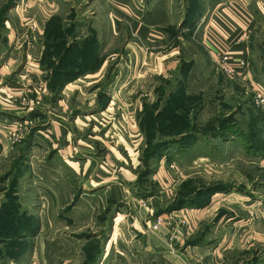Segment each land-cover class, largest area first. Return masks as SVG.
<instances>
[{"label":"crops","instance_id":"crops-1","mask_svg":"<svg viewBox=\"0 0 264 264\" xmlns=\"http://www.w3.org/2000/svg\"><path fill=\"white\" fill-rule=\"evenodd\" d=\"M78 1L79 4L85 6L83 10L78 11L82 12L84 16H86L85 14L89 15L86 27L90 33L85 35L79 44L74 43L79 45L77 47L72 46L71 40L68 38V45L65 49L67 54L60 57L63 52L59 48L53 47L51 49L49 47L51 41L48 31L57 19L61 20L62 18V21L65 22L70 20L72 16L70 15V18L67 19L66 16L77 10L76 0H0V24L12 33L10 37L8 35V40L10 39V43L13 44L8 55V65H3L0 68V77L6 78L3 88L11 92L17 90V84L26 71V67H24L18 75L8 76L10 62L13 64L18 59L20 46L25 42L26 39L24 38L27 37L25 33L30 28L35 30V33L27 37L28 44L22 50L29 57L35 59V70L38 75H47L51 69L59 67H62V71L75 75L72 80L61 86V98L58 100V105L63 103V110H65V100L67 101L65 96L68 97L66 92H75L76 96L82 95L83 100L86 102L88 100L87 104L90 107H96L85 116L86 121L78 120L77 117L65 118L59 115L60 110L58 114L52 112L53 115L55 114L54 117L47 121V128L50 129L49 135L46 139L38 137L32 141L29 160L31 176L35 182L39 183L38 185L43 191L51 195L50 201L53 203L55 211H59L64 205L71 202L76 184L81 189V193L73 205L70 218L86 224L92 217L94 207L98 202L94 193L101 188L103 192L108 193V197L113 202L122 203L117 209L119 213L124 214V218L117 228V232L118 229L121 230L120 237L117 232L116 235L124 242V247H121L124 260H128L130 250L133 248L130 247V244H134L133 246H138V254L134 255L133 259L135 261V257H137L140 264H192L191 259H195L196 256L199 258L202 255L228 257L230 261L232 260L230 257L235 252L247 251L253 247L264 254V230L253 231L248 217L249 212L252 211L250 196L248 194L236 195V191L231 190L233 186L230 183H228L230 189L226 190L224 197L212 194L208 201L202 205L200 201H191L187 206L176 210L164 209L167 212L160 215L165 218V222L159 227L157 233L149 231V227L159 213L153 215L152 210H150L149 213H146L147 217L144 221L139 222V225L135 223L136 220H132L131 216L128 215L127 218V213L123 209L127 211V205L130 203L134 205L131 194L136 188L130 185V181L136 178L138 173L135 169L139 165L138 148L143 135L139 124L140 118L138 117L136 120L133 113L120 115L112 121L111 127L105 132L100 130L104 125L111 122L107 114H113L114 110L112 91L121 95V99L126 103L127 108L128 105L135 106L136 112L137 110L138 112L142 111L144 118L145 106L149 102L156 101L159 87L157 80L151 84L147 79L150 74H154L157 72L156 69L162 66L158 73L164 76L175 75V81L177 80L175 86L168 92L163 106L165 109L171 108L172 113L176 115H184L187 122H189L191 114H194L193 130L188 133L193 135L194 132L200 131L198 130V125H200L198 122L205 121V114L210 108L213 115L206 121V124L212 126V135H216L221 140L228 139L240 145L244 148L245 154L253 156L257 160L255 162L257 166L264 171V145L263 147L256 145L255 139L258 138L253 131V125L249 124L247 130H242L239 126L240 123L236 120L234 110L236 106L239 108L240 103L237 102L235 106L229 108L227 113L221 112L219 108H225V103L217 98L220 97V83H215L216 79L214 78L209 82L202 79L203 75L208 77L214 71L223 76L224 73L212 55L215 45H221L232 56L237 74L242 77L238 80L247 91L249 89L247 84L250 81L254 84L261 83L259 78L258 80L253 79V76L258 77L257 73L261 74V69L256 71L251 46L253 34H257L259 31L263 33L264 30V14L257 7L259 0H201V4L194 14L189 12V9H185L182 0H178V2L175 0L174 3L173 0H153L150 5L151 9L146 10L147 14L142 19L136 18L131 12L137 11L142 0ZM117 3L123 6H119ZM175 5L176 7H174ZM182 8L185 9V12ZM176 12L182 14L180 20L177 18L178 21L175 19L178 17ZM246 18L248 20L244 21ZM183 24L185 25L182 26ZM179 25L187 30H189V25L196 28V34L199 38H193L200 39V42L195 40L202 47L200 48L196 43L188 41L187 34L185 35L186 40L181 41L182 38L184 39L182 34L178 33L181 30L176 31L174 29ZM106 26L109 30L108 37H105L107 35ZM98 28L104 29L102 35ZM116 28H127L133 36L137 32L141 39L149 41L153 38L151 35H154L150 33L151 29L166 28V32L168 31L167 33L173 38V41L164 53L161 66L156 64L154 52L147 51L148 47L145 45L128 40L122 44L123 47L120 45L121 51L113 53L116 54V59L114 58L116 72L113 80L109 83L107 92L104 89L106 85L101 80L103 77L105 79L109 76L106 67L109 59L112 58V52H107L111 49L112 43L115 42ZM123 50L127 51L123 52ZM205 57L207 62H205ZM205 65H209L210 68L205 69ZM31 70L33 69L31 68ZM205 85L211 86V89L205 91L203 89ZM145 88L150 90L147 93L148 99L141 100L139 95H132L134 90ZM181 94L188 98L186 103L180 104L181 106L174 105L175 98ZM233 94L237 96L234 91ZM244 103L241 105L243 108L249 107ZM51 109L55 110L54 108ZM214 109L218 113H215ZM255 110L260 112L256 107ZM261 117L263 123L260 124L258 136L260 142L263 139L264 144V118ZM123 122L128 123L125 133L121 135L127 143L122 142L120 138H115V134H113L115 132L113 126ZM88 124L91 125L88 127L89 132H82V129L84 130ZM110 131L112 133L111 140H107L106 136ZM183 134L184 132L178 135ZM2 145L5 147L10 144L7 142ZM123 146L128 151V159L123 154L125 153L122 150ZM50 148L53 149L54 154L48 157ZM179 151L183 152L186 149ZM126 160H130V165L126 163ZM200 162H203V158L196 155L191 164L181 161L179 168H175L174 171L169 167L163 170L161 164L155 174L157 176L164 172L166 176L168 173L173 176L178 172L179 177L182 175L186 177L183 181L198 179L195 183L198 187L200 180L203 181L200 179L202 172L205 171V167L209 166ZM212 172L216 171L213 170ZM243 177L247 181L245 175ZM249 181L247 183L242 181L244 188L249 187L251 184ZM226 201L228 204L233 203L232 207L228 206L225 223L221 221L213 223L215 226L209 230L210 240L209 237H205V241L199 245L184 244L182 240L170 241V234L173 232L172 235L174 236L181 221H185L186 224L180 225L179 228L182 231L186 228V232H184L188 235L196 229L197 223L210 216L215 217L221 202ZM236 202L240 204L238 209ZM38 215L36 217L40 220V227L43 229L45 214L39 212ZM140 225H142V229ZM129 226H134L135 229L130 230L128 229ZM136 233L144 236L134 239L132 243L128 244L127 239L129 240L130 236L132 239ZM253 235L257 237L254 243ZM176 238L181 239L182 237L176 233ZM0 264L23 263L3 258L0 260Z\"/></svg>","mask_w":264,"mask_h":264},{"label":"rangeland","instance_id":"rangeland-1","mask_svg":"<svg viewBox=\"0 0 264 264\" xmlns=\"http://www.w3.org/2000/svg\"><path fill=\"white\" fill-rule=\"evenodd\" d=\"M152 1L142 0L137 11L131 12L136 18L142 19L147 14L146 10L151 9ZM176 1L178 2V0ZM78 2L76 0L75 6L77 10L66 16V19L70 18V15L72 16L68 22L62 21V18L61 20L57 19V21L52 23L51 29L48 31L49 40L51 41L49 47L51 49L53 47L59 48L63 52L61 55L59 53L60 57L67 54L65 49L68 45V38L71 40L70 44L77 47L79 45L74 43L79 44L85 38V35L90 33L86 27L89 15L85 14L86 16H84L82 12L78 11L83 10L85 7ZM188 2L189 0H182L185 9H189V12L194 14L200 6L201 0H191L189 4ZM117 4L123 6L122 4ZM257 7L264 14V0H259ZM185 9H183L184 12ZM176 13L178 17L175 19L178 21V19H181L182 14L180 12ZM238 14L243 18L240 13ZM247 20L246 18L244 21ZM71 26L73 27L71 28ZM182 26L180 27L179 25L174 28L176 31L181 30V32H178L184 37L181 41L184 42L186 40L185 35L187 34L188 41L200 46L197 43V41L200 42V39H198L199 37L196 34V28L189 25V30H187L185 27L182 28ZM165 29H151L150 33L154 35H151L153 38L149 41L141 39L137 32L133 36L127 28H116L117 36L114 38L115 42L112 43L111 49L107 52H112V58L109 59L106 67L108 68L109 76L105 79L103 77L101 80L106 85L104 89H109V83L113 80L116 72L114 66L116 54L113 53L120 52L119 46L123 47L122 44H125L127 40L137 41L148 47L147 51L154 52L153 56H156V64L161 66L164 53L173 41V38L169 36L168 31L166 32ZM98 30L102 32V35L104 29L98 28ZM105 31L107 32L105 37H108L109 30L107 26ZM33 33H35V30L33 31L29 28L25 35L30 37L29 35H33ZM11 34L0 24V68L3 65H8V55L13 47L10 39L8 40ZM76 36L77 41L75 40ZM27 37L24 38L26 40L20 46L21 50L18 59L13 64L10 62L9 66L8 76L18 75L26 67L25 73L20 78L19 84H17V90L12 92L5 90L3 86L6 78L0 77V260L7 258L23 264H140L137 257H135V261L133 259V256L138 254V246H133L134 244L130 243L134 239L144 236L140 234L141 232L133 235L132 239L131 236L129 240L127 239L128 244L131 245L130 247H133L130 250L128 260H124L125 258L121 254V247H124V242L121 241V238H118L121 230L118 229L117 232V228L122 223L124 214L119 213L117 208L122 203L113 202L108 197V193L103 192L101 188L97 189L94 193L98 200L97 205L94 207L92 217L84 224L70 218L73 205L81 193V189L77 187L74 181L75 193L73 199L70 203L64 205L62 209L55 211V207L50 201L51 195L43 191L38 185L39 183L32 179L29 162L32 141L38 137L46 139L49 135L50 129L47 128V121L54 117L55 114L53 115L52 112L58 114L60 110L59 115L65 118L73 119L77 117L78 120L84 121L85 116L92 112L93 109H96V107H90L87 104L88 100L87 102L83 100L82 95L76 96L75 92H66L68 97L65 96L67 98V101L65 100L66 105H64L66 107L65 110H63V103L58 105V100L61 98V86L72 80L75 75L62 71V67L51 69L47 75H38L35 70V59L29 57L22 50L28 44L29 40ZM105 37L103 38L105 39ZM193 37H198L197 39L195 38L197 41ZM252 43L253 63H255L256 71L261 69V74L257 73L258 77L253 76V79L258 80L259 78L261 80L260 84L264 86V30L263 33L259 31V33L253 34ZM215 50H226L228 52L223 46L215 45L212 55L216 61ZM126 51L123 50V52ZM205 59V62H207L206 57ZM204 68L208 69L210 66L205 65ZM159 69L161 70L162 66L156 69L157 72L150 74L148 79L146 77L151 84L157 80L159 87L156 101L154 100L153 103L149 102L145 106L144 118L142 111L138 112L137 110L136 112L135 106L131 107L128 105L127 108L126 103L121 99V95L112 91L114 110L113 114H107L111 122L100 128L101 131L105 132L111 127L112 121L120 115L133 113L136 120L138 117L140 118L139 124L143 135L141 133L142 140L138 148L139 155L137 159L139 160V165L135 169L138 173L136 178L130 181V185L136 188L131 194L134 205L130 203L127 205V211L123 209L127 213V218L128 215L131 216L132 220H136L134 222L139 225V222L144 221L147 217L146 213H149L150 210H152L153 215H158L159 213L158 216H162L160 214L167 212V209L176 210L187 206L191 201H200L201 205L205 204L212 194L224 197L226 190L230 189L228 184L230 183L233 186L231 190L234 189L236 195L248 194L250 196L252 211L249 212L248 217L250 218L252 230L257 232L264 230V171L255 163L257 160L253 156L245 154L244 148L233 141L228 139L221 140L216 135H212V126L206 124V121L213 115L210 112V108L205 114V121L198 122L200 124L198 125V130L200 131L194 132V135L186 143H179L181 136L178 135L179 133H175V130L183 126L179 120L184 115L174 116L171 108L165 109L163 106L168 92L175 86L177 80L175 81V75L164 76L158 73ZM212 78L216 79L215 83L218 82L221 86L219 90L220 97L217 98L222 103H225V108L220 107V111L227 113L231 107L239 102L240 106L239 108L236 106L234 112L236 120L240 123V128L247 130L249 124L253 125V131L258 138L257 140L255 139L256 145L263 147V139L260 142L258 136L259 127L263 123V119L261 113L255 110L256 106L253 103L252 92L249 89L247 91L238 78L234 79L224 74L222 76V74L215 71L208 77L202 76V79L207 82ZM182 83L184 82L182 81ZM147 89L134 90L132 95H139L141 100L148 99L147 93L150 90ZM203 89L208 91L211 86L205 85ZM103 91L105 92V90ZM233 91L236 92L237 96H234ZM187 99L184 94H181L175 98L174 105H183ZM243 103L249 107L243 108L241 106ZM214 112L218 113L215 109ZM142 118L143 124L141 123ZM189 122L187 123L193 130L192 125L195 123L194 114H191ZM90 126L88 124L84 130L82 129V132H89L88 127ZM127 126V122L113 126L115 138H120L124 143L127 142L122 139L121 135L125 133ZM10 127H13L11 130L15 136L21 135V137L12 141L9 140L7 131ZM111 135L110 131L106 136L107 140H111ZM48 141L50 142V140ZM7 142L10 145L5 146L7 147L5 148L2 144ZM173 143H178L179 145ZM192 144L194 145L191 146ZM180 149H186V151L180 152ZM122 150L125 152L123 154L126 159H128V151L125 146H123ZM53 154L54 151L50 148L48 157L53 156ZM196 155H200L203 158V162L200 163L209 165L202 172L200 179L203 181L200 180L198 187L195 184L198 179L183 181L186 177L184 175L179 177L178 172L173 176H170L169 173L166 176L164 172L157 176L155 174L161 164L163 165V170L169 167V169L174 171L175 168H179L181 161L191 164ZM126 163L130 165V160H126ZM213 170L216 172H212ZM243 175H245L247 181H251H249L251 183L249 187L246 186L244 188L242 181L246 183L247 181ZM232 204H228L227 201L221 202L220 209L215 217L210 216L197 223L196 229L188 235L185 234L186 228H184L185 232L182 231L181 239L176 238L177 232H175L174 236L172 232L170 241L182 240L184 244H201L205 241V237H209V230L215 226L213 223L226 221L228 206L232 207ZM236 205L238 209L240 207L239 202H236ZM39 212H44L46 217L43 221V229L40 227V220L36 217V215L39 216ZM162 218L163 220L165 219L163 216ZM180 225H183V223L181 222ZM133 228L134 226L128 227L130 230L135 229ZM140 228H143L142 225H140ZM149 231L153 232L151 229ZM184 234L185 236L183 237ZM256 238L254 235L252 236L253 243ZM210 239L211 236L209 237ZM230 258L232 260L229 261L228 257L202 255L199 258L196 256L191 261L192 264H264L263 252L255 249V247L247 251H237Z\"/></svg>","mask_w":264,"mask_h":264},{"label":"built area","instance_id":"built-area-1","mask_svg":"<svg viewBox=\"0 0 264 264\" xmlns=\"http://www.w3.org/2000/svg\"><path fill=\"white\" fill-rule=\"evenodd\" d=\"M215 57L218 61L219 68L220 70L227 76L232 77V78H242L241 76H238L235 65H234V60L232 56L226 51V50H215ZM247 87L249 90L252 92V99L253 103L256 106L257 109L261 112L263 118H264V86L261 84H254L253 82H249L247 84ZM13 127L8 128V136L9 140H14L20 136H15L13 131L11 130ZM183 224H185V221H181ZM164 223V220L162 216H157L155 217L154 221L150 225V229L153 232H157L159 227ZM177 233L178 235H182V229L179 228Z\"/></svg>","mask_w":264,"mask_h":264},{"label":"trees","instance_id":"trees-1","mask_svg":"<svg viewBox=\"0 0 264 264\" xmlns=\"http://www.w3.org/2000/svg\"><path fill=\"white\" fill-rule=\"evenodd\" d=\"M52 87H53V85H52ZM55 90H56V88H55ZM57 91V90H56ZM172 115H174V116H177L176 114H174V113H172ZM178 118V117H177ZM179 121H181V123H182V127L179 129H176L175 130V133H182V132H185L183 135H181V137H180V140H179V143L181 142V143H186L191 137H192V135L191 134H188V132H190L189 130H191V128L189 127V124L187 123V120H186V118L183 116V118L182 117H180V120ZM153 127H155V126H153ZM194 135V134H193ZM173 144H177V145H179L178 143H173Z\"/></svg>","mask_w":264,"mask_h":264}]
</instances>
